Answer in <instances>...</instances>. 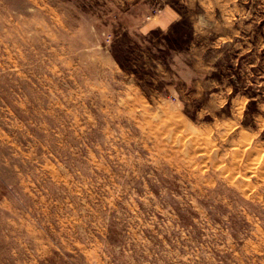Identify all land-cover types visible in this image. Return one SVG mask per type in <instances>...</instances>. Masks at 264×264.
Listing matches in <instances>:
<instances>
[{"label": "rangeland", "instance_id": "1", "mask_svg": "<svg viewBox=\"0 0 264 264\" xmlns=\"http://www.w3.org/2000/svg\"><path fill=\"white\" fill-rule=\"evenodd\" d=\"M0 264H264V0H0Z\"/></svg>", "mask_w": 264, "mask_h": 264}, {"label": "crops", "instance_id": "2", "mask_svg": "<svg viewBox=\"0 0 264 264\" xmlns=\"http://www.w3.org/2000/svg\"><path fill=\"white\" fill-rule=\"evenodd\" d=\"M178 12H179L178 10H175L173 13H175L178 16ZM173 13L172 12L167 13V19L164 20L165 21L164 23L167 24L168 22H171L176 19V15H174Z\"/></svg>", "mask_w": 264, "mask_h": 264}]
</instances>
